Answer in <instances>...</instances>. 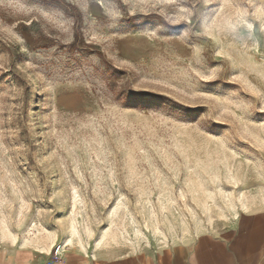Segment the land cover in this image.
Wrapping results in <instances>:
<instances>
[{
  "label": "rangeland",
  "instance_id": "obj_1",
  "mask_svg": "<svg viewBox=\"0 0 264 264\" xmlns=\"http://www.w3.org/2000/svg\"><path fill=\"white\" fill-rule=\"evenodd\" d=\"M263 216L264 0H0V264Z\"/></svg>",
  "mask_w": 264,
  "mask_h": 264
},
{
  "label": "crops",
  "instance_id": "obj_2",
  "mask_svg": "<svg viewBox=\"0 0 264 264\" xmlns=\"http://www.w3.org/2000/svg\"><path fill=\"white\" fill-rule=\"evenodd\" d=\"M248 238L241 227L204 233L193 245L164 247L149 255L99 256L71 250L63 264H264V216L254 219Z\"/></svg>",
  "mask_w": 264,
  "mask_h": 264
},
{
  "label": "bare ground",
  "instance_id": "obj_3",
  "mask_svg": "<svg viewBox=\"0 0 264 264\" xmlns=\"http://www.w3.org/2000/svg\"><path fill=\"white\" fill-rule=\"evenodd\" d=\"M62 252V251H61Z\"/></svg>",
  "mask_w": 264,
  "mask_h": 264
}]
</instances>
